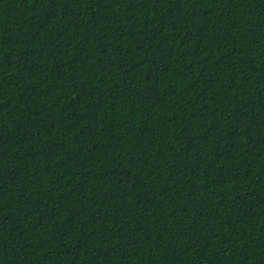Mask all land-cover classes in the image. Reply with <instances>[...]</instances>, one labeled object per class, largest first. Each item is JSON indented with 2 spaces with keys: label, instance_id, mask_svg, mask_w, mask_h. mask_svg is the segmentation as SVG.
Wrapping results in <instances>:
<instances>
[{
  "label": "trees",
  "instance_id": "trees-1",
  "mask_svg": "<svg viewBox=\"0 0 264 264\" xmlns=\"http://www.w3.org/2000/svg\"><path fill=\"white\" fill-rule=\"evenodd\" d=\"M0 264H264V0H0Z\"/></svg>",
  "mask_w": 264,
  "mask_h": 264
}]
</instances>
